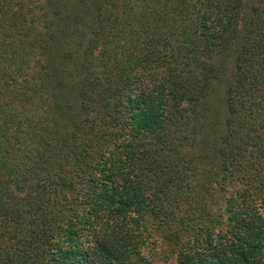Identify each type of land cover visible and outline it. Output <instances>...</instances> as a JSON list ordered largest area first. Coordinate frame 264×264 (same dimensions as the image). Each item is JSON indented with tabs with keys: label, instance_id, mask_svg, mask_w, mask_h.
I'll return each mask as SVG.
<instances>
[{
	"label": "trees",
	"instance_id": "trees-1",
	"mask_svg": "<svg viewBox=\"0 0 264 264\" xmlns=\"http://www.w3.org/2000/svg\"><path fill=\"white\" fill-rule=\"evenodd\" d=\"M155 239L264 264V0H0V264Z\"/></svg>",
	"mask_w": 264,
	"mask_h": 264
},
{
	"label": "rangeland",
	"instance_id": "rangeland-1",
	"mask_svg": "<svg viewBox=\"0 0 264 264\" xmlns=\"http://www.w3.org/2000/svg\"><path fill=\"white\" fill-rule=\"evenodd\" d=\"M155 241L156 243L149 241L151 242L149 247L143 251V255L146 256L149 264H177L175 258L166 251L160 240L155 239Z\"/></svg>",
	"mask_w": 264,
	"mask_h": 264
}]
</instances>
